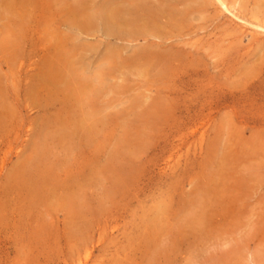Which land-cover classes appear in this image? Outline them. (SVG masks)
Segmentation results:
<instances>
[{
	"label": "rangeland",
	"instance_id": "1",
	"mask_svg": "<svg viewBox=\"0 0 264 264\" xmlns=\"http://www.w3.org/2000/svg\"><path fill=\"white\" fill-rule=\"evenodd\" d=\"M28 1L0 17V264H264V0Z\"/></svg>",
	"mask_w": 264,
	"mask_h": 264
},
{
	"label": "bare ground",
	"instance_id": "2",
	"mask_svg": "<svg viewBox=\"0 0 264 264\" xmlns=\"http://www.w3.org/2000/svg\"><path fill=\"white\" fill-rule=\"evenodd\" d=\"M141 1L143 5V0ZM221 6L224 8H228L227 4L225 3V0H217ZM26 3V4H23ZM30 1L28 0H0V17L1 19L4 18L6 20V23L16 24L17 22L24 21L25 18L23 16V12L20 10L22 6H26V8H29ZM33 7V6H32ZM34 8V7H33ZM101 12L99 14L104 18V21H111L115 22L117 20H120V14L123 12V8H121L120 5L114 4L112 6H109V3H104ZM93 14H90L89 17H92ZM94 16V15H93ZM134 26V25H133ZM261 26L262 25H258ZM154 29V28H153ZM202 221V220H201Z\"/></svg>",
	"mask_w": 264,
	"mask_h": 264
}]
</instances>
